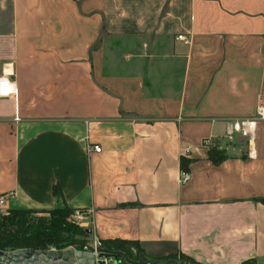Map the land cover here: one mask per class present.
<instances>
[{"label":"crops","instance_id":"crops-1","mask_svg":"<svg viewBox=\"0 0 264 264\" xmlns=\"http://www.w3.org/2000/svg\"><path fill=\"white\" fill-rule=\"evenodd\" d=\"M3 73L0 215L65 205L89 243L264 264V120L224 137L264 93V0H0Z\"/></svg>","mask_w":264,"mask_h":264},{"label":"trees","instance_id":"trees-1","mask_svg":"<svg viewBox=\"0 0 264 264\" xmlns=\"http://www.w3.org/2000/svg\"><path fill=\"white\" fill-rule=\"evenodd\" d=\"M210 160L214 163L221 161L224 156L221 151L212 148L208 151ZM259 201L264 203V198ZM50 214L47 218L31 220L29 215L36 212L25 209H9L0 215V250L16 248L45 249L49 245L64 248L74 245L78 249L89 247L88 233L76 223L68 221L73 210L63 205L53 210L46 211ZM99 249L109 253H117L118 259L126 264L132 257V252L126 248L132 245L138 250L139 260H165L184 261L187 264H201L184 254H169L162 257H150L144 254L137 242L121 239H101ZM240 264H255L253 259L242 261Z\"/></svg>","mask_w":264,"mask_h":264},{"label":"built area","instance_id":"built-area-1","mask_svg":"<svg viewBox=\"0 0 264 264\" xmlns=\"http://www.w3.org/2000/svg\"><path fill=\"white\" fill-rule=\"evenodd\" d=\"M176 38L186 41V37L183 34L178 35ZM17 93H18V88L16 82L11 80L7 73H3L0 76V97H14L17 95ZM258 120H264V93L259 103L256 106L254 117L232 120L226 124V130L224 135L226 141L231 142L236 135H240L251 141L254 137L256 123ZM202 144L208 147L214 145L211 139L202 140ZM88 150L99 152L100 146L93 144L88 146ZM188 152H190V147L189 146L184 147L183 153H188ZM188 178H189L188 173H183L181 175L182 181H186L188 180ZM11 196H13V192L0 193V206L3 204V202L6 199L10 198ZM88 213H89L88 210L73 212L72 216L75 223L78 224L80 219L86 218ZM99 245H100L99 241L94 240L92 243H89V247L85 246L83 249L80 250H91L94 256V264H126L125 262H122L119 259H113L108 257H103L99 259L98 254L101 251L99 249ZM75 248L78 249L77 247ZM45 249L56 251L59 248H56L54 246H49ZM99 261H101V263H98Z\"/></svg>","mask_w":264,"mask_h":264},{"label":"water","instance_id":"water-1","mask_svg":"<svg viewBox=\"0 0 264 264\" xmlns=\"http://www.w3.org/2000/svg\"><path fill=\"white\" fill-rule=\"evenodd\" d=\"M90 233V229H86ZM126 248L132 252V257L126 260L129 264H187L184 261L139 260L138 250L127 245ZM103 257L118 259L117 253L100 251L98 258ZM98 263H101L99 261ZM0 264H94V256L91 250L76 249L73 245L57 249H3L0 250Z\"/></svg>","mask_w":264,"mask_h":264},{"label":"rangeland","instance_id":"rangeland-1","mask_svg":"<svg viewBox=\"0 0 264 264\" xmlns=\"http://www.w3.org/2000/svg\"><path fill=\"white\" fill-rule=\"evenodd\" d=\"M239 136L240 135H237L235 137L238 138V140H240L241 137H239ZM72 214L68 217V221L72 222V223H75ZM29 217H30L31 220H35L37 218H47L48 219L50 217V214L48 212L34 213V214H30ZM49 246H52V245H49ZM16 249H21V248H16Z\"/></svg>","mask_w":264,"mask_h":264}]
</instances>
